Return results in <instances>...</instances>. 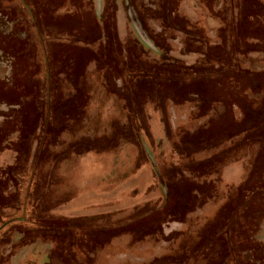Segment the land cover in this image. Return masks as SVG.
Segmentation results:
<instances>
[{
	"label": "rangeland",
	"instance_id": "rangeland-1",
	"mask_svg": "<svg viewBox=\"0 0 264 264\" xmlns=\"http://www.w3.org/2000/svg\"><path fill=\"white\" fill-rule=\"evenodd\" d=\"M0 264H264V0H0Z\"/></svg>",
	"mask_w": 264,
	"mask_h": 264
}]
</instances>
